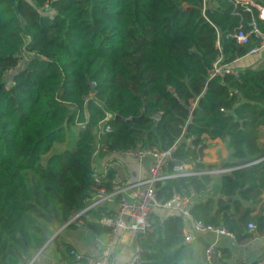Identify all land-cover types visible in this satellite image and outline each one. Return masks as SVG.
Instances as JSON below:
<instances>
[{"label":"trees","instance_id":"16d2710c","mask_svg":"<svg viewBox=\"0 0 264 264\" xmlns=\"http://www.w3.org/2000/svg\"><path fill=\"white\" fill-rule=\"evenodd\" d=\"M238 11L231 0H0V264L26 262L91 191L111 187L94 179L97 148L178 142L175 157L197 169L244 164L220 175L219 195L194 201L190 211L226 227L239 244L264 232V67L209 76L219 55L231 63L259 44L255 34L243 45L231 35L241 23L249 29L251 14ZM21 50L31 59L14 72ZM208 139L226 141L231 158L200 160L197 149ZM213 178H171L158 195L200 194ZM112 214L104 205L79 219L100 234L110 228L98 219ZM155 219L136 264H193L180 216ZM221 248L218 264H228L232 250Z\"/></svg>","mask_w":264,"mask_h":264},{"label":"built area","instance_id":"2783aa9c","mask_svg":"<svg viewBox=\"0 0 264 264\" xmlns=\"http://www.w3.org/2000/svg\"><path fill=\"white\" fill-rule=\"evenodd\" d=\"M234 7V13L241 16L238 11L239 7L244 8L251 14V20L248 22L249 29L245 30L243 23L239 25L233 34V37L240 44H246L249 41L250 34H255L259 38V44L252 47L246 55H256L264 50V31H262L257 23L254 12V7L258 9V16L264 17V3L258 0H231ZM220 47L219 37L216 41ZM241 57H237L231 63H224L222 56L219 55L212 67L209 69V76L225 77L228 74L238 75V68L235 62ZM31 54L25 50L19 53V60L14 72L24 68L30 61ZM13 78H9L7 85L14 84ZM196 101L193 102L192 108ZM110 126L103 127V130H109ZM178 142L172 147L163 149L157 146L139 144L136 147L113 150L110 152L114 157H129L136 161H143L150 159L151 164L149 167L148 175L136 180H128L121 177L118 170L114 169V177L109 178L110 170H106L103 175L96 173L94 179L97 182L105 181L111 184V187L102 186L94 191H91L85 198V206L82 210L77 212L70 222L79 219L80 216L86 215L92 209L106 206L109 210H113L112 215H104L98 221L110 228L109 232L97 233L94 236L95 243L98 251L96 253L79 252V250L72 248L69 252V259L64 264H110L113 252V246L116 236L120 231H126L132 235L133 238V253L130 264H136L142 259V244L141 240L152 234L156 227L157 221L155 219L156 211L158 208L169 209L177 213L182 222L183 235L186 241L192 242L196 235L199 233L213 232L218 235L227 234L236 240L233 232L229 231L224 226H215L206 224L203 221L195 218L190 209L194 200L192 195H182L179 192H174L171 198L163 200L158 195V187L160 182H166L168 179L200 174H226L230 173L236 168L243 165L236 166H219L197 169L191 167L187 163L177 164L175 161L179 160L175 157ZM100 148L94 152V158L100 155ZM171 161L173 164L171 165ZM104 177V179H103ZM249 229H255L256 224L250 222ZM264 235V232L262 233ZM206 258L210 264H218L223 258V250L218 245L217 241L207 244ZM246 264H252V260L247 256L241 259ZM257 264H264V259H258Z\"/></svg>","mask_w":264,"mask_h":264},{"label":"crops","instance_id":"0c3cea01","mask_svg":"<svg viewBox=\"0 0 264 264\" xmlns=\"http://www.w3.org/2000/svg\"><path fill=\"white\" fill-rule=\"evenodd\" d=\"M262 53H264V50L256 55H261ZM248 56L250 55L241 57L238 61L235 62V66L238 69L244 67H264V56L257 62H255L253 66H246L245 64L247 61L245 60V58ZM116 160H120V170L114 168L113 166V162ZM95 161L97 168L96 173L103 175L106 170L116 169L118 170L122 178L128 180H136L138 178L147 176L151 164V160L148 158L139 162L129 157H114L110 154V152L103 154L102 151H100V155L95 158ZM189 165L191 167H195V165L191 162L189 163ZM219 189L220 185L218 190ZM215 192L216 190L214 189V183H212L204 192L200 194L195 193L192 199L194 201L204 200L209 195L216 196L214 194ZM172 212L173 211L169 209L158 208L155 216L160 218V221H162L164 217ZM87 216L89 219H91L90 215ZM83 223L84 222L82 218H80L73 222V225L66 227H63V225H61L55 228L54 232L51 234L45 245L39 250L34 251L30 259H28L26 262H21L20 264H64V262L69 259V252L66 249L65 243H70L72 248L79 250V252L96 253L98 251V248L95 243L94 236L97 233H95ZM68 227H71V229H69ZM132 241V235L126 231H120L116 236L113 251L116 250L122 255V264H130L133 253ZM213 241H217L220 247L231 248L232 257L229 259L228 264H236L239 259H242L245 256H247L252 261L264 259V235L262 233H257L255 231L254 236L251 239L242 244H239L234 238L230 237L227 234L218 235L216 233L209 232L199 233L192 241L196 253V259L193 264H210L206 258L205 249L207 244Z\"/></svg>","mask_w":264,"mask_h":264},{"label":"rangeland","instance_id":"374dc122","mask_svg":"<svg viewBox=\"0 0 264 264\" xmlns=\"http://www.w3.org/2000/svg\"><path fill=\"white\" fill-rule=\"evenodd\" d=\"M263 56H264V53H262L261 55H255V56L250 55V56L245 58V60L247 61V62L245 61L246 62L245 65L246 66H253L255 64V62H257ZM204 144H206V146L204 148V158L202 160L205 161L206 164H209L210 162H215L216 165H221V164H224L225 162H227V160H229L231 158L230 157V151L227 147L226 141L220 140V139H216V140L208 139ZM55 148L57 150H60V149H62V146L57 145ZM119 163H120V160L114 161L113 162L114 168L119 169ZM214 167L218 168L219 166H214ZM207 168H209V166H207ZM96 170H97V168H96ZM220 175L221 174H214L213 175L214 176V179H213L214 189L216 190V192L214 194L216 196L219 194L218 188L220 185ZM68 228L71 229V227H68Z\"/></svg>","mask_w":264,"mask_h":264},{"label":"water","instance_id":"95a60500","mask_svg":"<svg viewBox=\"0 0 264 264\" xmlns=\"http://www.w3.org/2000/svg\"><path fill=\"white\" fill-rule=\"evenodd\" d=\"M195 105H198V99H197V101H196V103H195ZM109 118H118L119 117V115H114L113 116V114L112 113H109V116H108ZM192 143V141L190 140L189 141V144H191ZM205 146H206V144H203V145H201V146H199L198 147V152H199V159L200 160H202L203 159V157H204V148H205ZM177 164H182V163H187V164H189L191 161L190 160H176L175 161ZM228 199H230L229 197H228ZM69 223H70V220L68 221V222H66L65 224H63V227L64 226H68L69 225Z\"/></svg>","mask_w":264,"mask_h":264},{"label":"clouds","instance_id":"9594fccd","mask_svg":"<svg viewBox=\"0 0 264 264\" xmlns=\"http://www.w3.org/2000/svg\"><path fill=\"white\" fill-rule=\"evenodd\" d=\"M122 255L114 250L113 253H112V258H111V264H122Z\"/></svg>","mask_w":264,"mask_h":264}]
</instances>
